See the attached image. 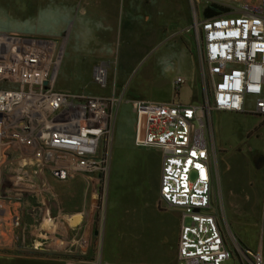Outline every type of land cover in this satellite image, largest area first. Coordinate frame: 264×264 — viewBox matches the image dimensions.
Segmentation results:
<instances>
[{"label":"built area","instance_id":"1","mask_svg":"<svg viewBox=\"0 0 264 264\" xmlns=\"http://www.w3.org/2000/svg\"><path fill=\"white\" fill-rule=\"evenodd\" d=\"M242 10L202 21L195 17L199 102L132 100L139 146L163 152L161 199L183 211L178 264H226L233 256V264H264V227L256 256L237 239L229 243L221 227L225 201L215 189L213 112L250 113L264 120V0ZM63 53L59 39L0 31V144L7 153L22 148L32 154L36 174L49 170L64 179L100 173L107 188L123 98L115 89L110 96L56 89ZM93 80L108 86L105 62L94 66ZM186 83V77H177L175 93ZM15 178L19 185L31 175L22 172Z\"/></svg>","mask_w":264,"mask_h":264},{"label":"crops","instance_id":"2","mask_svg":"<svg viewBox=\"0 0 264 264\" xmlns=\"http://www.w3.org/2000/svg\"><path fill=\"white\" fill-rule=\"evenodd\" d=\"M136 3L137 0H46L48 34L62 38L61 65L67 69L69 83L82 87L81 92L98 95L88 91L86 81L90 78L95 83L93 68L97 63L105 62L110 69L119 46L123 44L126 58L129 52L138 50L137 37L141 34L137 36L136 28L151 18L137 9ZM189 22L182 35L188 37L194 49V20L190 18ZM182 39L185 43L183 36ZM140 40L144 41L142 36ZM193 57L196 61V53ZM128 72L129 69L125 71ZM179 76L185 75L174 74L170 81L172 88L173 81ZM186 78L187 83L179 93L174 92L173 100L199 102L202 98L199 77ZM56 83L57 76L55 88ZM114 89L116 94L120 93L116 83ZM150 150L157 153L141 150L145 154L137 158H120L115 156L113 149L110 179L104 188L100 173H75L64 179L57 178L49 170L36 174L32 154L22 148L7 153L0 144V173L16 176L28 172L31 175L29 182L19 185L13 176L14 181L9 186L2 185L0 175V246H5L0 256L57 260L58 264H70L84 258L89 264H96L107 227L111 226V235L158 244L155 250L162 257L165 254L161 247L168 241L172 227L178 234V260L183 211L176 208L180 213L174 215L175 208L162 201L163 152ZM128 171L140 177L128 178ZM147 174L151 176L150 183ZM169 209L174 210L171 219ZM43 240L47 244L46 250L37 245L38 242L44 243ZM11 242L27 243L25 246L41 249L34 251H45L42 253L46 255L21 254V249L8 246Z\"/></svg>","mask_w":264,"mask_h":264},{"label":"rangeland","instance_id":"3","mask_svg":"<svg viewBox=\"0 0 264 264\" xmlns=\"http://www.w3.org/2000/svg\"><path fill=\"white\" fill-rule=\"evenodd\" d=\"M260 1L194 0L198 6L195 10L192 0H137V9L151 18L149 22L136 28L137 36L141 34L140 37L142 36L144 41L137 37L138 50L129 52L128 58L125 56L123 44L118 47L115 60L109 69V84L106 88L96 85L90 78L86 81L89 92L102 96H110L116 83L120 92L117 95L123 98L115 126L113 147L115 156L137 158L145 154L141 150L154 152L139 146L138 115L132 104L133 99L173 100L175 90L170 85V81L178 72L186 77H199L202 88L197 38L195 37L196 48L193 49L192 43L187 40L188 37L182 35V30L189 26L190 18L195 20L198 16L202 21L204 9L211 3L225 7L227 10L223 11V15H233L243 13L242 9L245 5H255ZM45 6L46 0H0V31L18 29L22 32L17 33L23 35L55 39L48 34ZM182 36L185 38V43ZM56 39L63 41L62 38ZM195 53L196 61L193 57ZM128 69L129 72L125 73ZM2 86L0 83V87ZM56 88L67 89L64 91L73 93H86L81 92L82 87L77 84L69 83L64 65H61L57 75ZM213 120L212 140L217 165L215 189L225 201L221 227L229 243L236 242L237 239L243 250L256 256L261 253L264 201L262 199L263 203L261 202V190H253L252 195L247 193V190L252 176L251 169L253 166L257 168L259 157L264 153V120L255 114L232 111H214ZM128 173V178L140 177L131 174L130 171ZM0 175H2V185L9 186L8 184L14 181L13 173H0ZM147 180L149 183L152 180L149 174ZM255 183L261 185L263 176H260ZM169 210L170 219L172 211L175 210L174 215L180 213L176 208ZM177 240L178 234L171 227L168 241L161 247L165 256L159 257L155 250L158 244L137 242L111 235V226H109L102 240L96 264H178ZM43 241L44 243L38 242L37 245L46 250L47 244L45 240ZM26 244L11 242L8 246L16 250L21 249L20 253L24 255H46L42 253L45 251L35 252L34 250L41 249L31 248V250L29 246H25ZM4 250L5 246H0V252ZM55 261L39 258L10 259L0 256V264H58ZM87 261L83 258L70 264H89ZM233 263L234 260H230L226 264Z\"/></svg>","mask_w":264,"mask_h":264},{"label":"trees","instance_id":"4","mask_svg":"<svg viewBox=\"0 0 264 264\" xmlns=\"http://www.w3.org/2000/svg\"><path fill=\"white\" fill-rule=\"evenodd\" d=\"M227 10L225 7L220 6L219 4L216 3H211L208 6L205 7L204 11H203V17L204 18H210V17H214V16H218V15H222L223 11ZM264 156V153H263ZM252 170V176L251 179L249 180V184L248 187L249 189L247 190L250 195H252L253 190H257L259 189V191L261 190V202L263 203L264 201V169H258L256 167L253 166ZM260 176H263V183L260 185L255 183ZM263 199V201H262Z\"/></svg>","mask_w":264,"mask_h":264},{"label":"water","instance_id":"5","mask_svg":"<svg viewBox=\"0 0 264 264\" xmlns=\"http://www.w3.org/2000/svg\"><path fill=\"white\" fill-rule=\"evenodd\" d=\"M257 168H262L264 167V156L259 157L258 163H257Z\"/></svg>","mask_w":264,"mask_h":264},{"label":"flooded vegetation","instance_id":"6","mask_svg":"<svg viewBox=\"0 0 264 264\" xmlns=\"http://www.w3.org/2000/svg\"><path fill=\"white\" fill-rule=\"evenodd\" d=\"M230 260H234V262H235V261H237V257L233 256V257H231ZM230 260H229V261H230Z\"/></svg>","mask_w":264,"mask_h":264}]
</instances>
